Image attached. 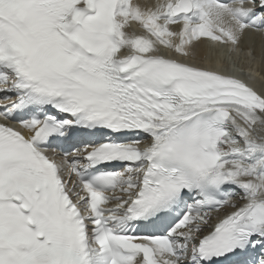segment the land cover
Masks as SVG:
<instances>
[{
	"label": "snow or ice",
	"instance_id": "1",
	"mask_svg": "<svg viewBox=\"0 0 264 264\" xmlns=\"http://www.w3.org/2000/svg\"><path fill=\"white\" fill-rule=\"evenodd\" d=\"M257 36L264 0H0V264H264V92L220 70Z\"/></svg>",
	"mask_w": 264,
	"mask_h": 264
},
{
	"label": "bare ground",
	"instance_id": "2",
	"mask_svg": "<svg viewBox=\"0 0 264 264\" xmlns=\"http://www.w3.org/2000/svg\"><path fill=\"white\" fill-rule=\"evenodd\" d=\"M260 38L259 36L256 37V40L257 41H260ZM242 59H245V56L242 57ZM253 64H255L254 61H252ZM258 65V62L256 63V66ZM248 84L252 85L253 87H255L257 89V91L259 92H264V89L260 88V86H255V83L252 81V80H248Z\"/></svg>",
	"mask_w": 264,
	"mask_h": 264
},
{
	"label": "rangeland",
	"instance_id": "3",
	"mask_svg": "<svg viewBox=\"0 0 264 264\" xmlns=\"http://www.w3.org/2000/svg\"><path fill=\"white\" fill-rule=\"evenodd\" d=\"M255 62V64L257 63V61H254Z\"/></svg>",
	"mask_w": 264,
	"mask_h": 264
}]
</instances>
